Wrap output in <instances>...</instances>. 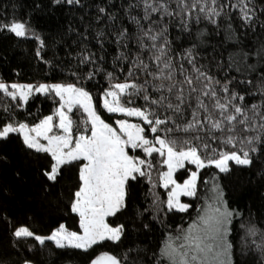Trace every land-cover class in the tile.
Instances as JSON below:
<instances>
[{
  "label": "snow or ice",
  "instance_id": "6c2138e0",
  "mask_svg": "<svg viewBox=\"0 0 264 264\" xmlns=\"http://www.w3.org/2000/svg\"><path fill=\"white\" fill-rule=\"evenodd\" d=\"M54 3L83 6L81 0ZM97 11L98 21L111 22L109 32L97 34L98 43L101 48L106 40L115 45L114 63L124 74L122 79L114 71H105L104 58L85 47L72 72L73 83L0 80V140L18 135L27 149L47 154L49 165L43 175L52 182L65 166L78 165L79 186L70 210L78 217L79 231L60 223L42 235L21 225L13 236L29 251L48 242L58 249L85 252L106 241L118 244L125 225L109 223L108 218L127 208L130 183L143 178L150 185L153 205L164 216L187 213L192 205L182 197L197 199L200 185L210 184L212 195L205 199L211 203L186 229L166 237L153 253V264H234L229 236L235 213L223 199L217 173L230 172L232 165L251 166L264 146V69L256 72L248 62L253 57L264 62V44L240 51L226 49L223 67L244 78H217L197 60L199 36L178 52L168 38L169 27L178 26L191 36L193 26L201 22L216 28L224 25L228 43L235 38L236 20L244 29L251 28L259 18L257 12L264 15V10L257 8L255 0H127V23L109 8L98 6ZM4 30L37 40L36 56L44 59L45 41L26 21H0V31ZM101 74L109 84L97 102L83 82ZM239 84L250 87L237 91ZM36 95L53 98L57 106L52 114L33 124L16 120L15 112L25 109ZM99 108L124 118L109 123ZM77 113L79 122L73 118ZM207 169L217 173L206 179L202 174ZM181 171L186 173L182 181L177 175ZM157 187L165 191L164 198L153 191ZM247 233L259 235V243L252 240L249 249L254 248L259 264H264V230L251 225ZM29 240L33 243L27 244ZM132 251L123 256L103 252L91 264H135L129 257ZM23 264L33 262L25 259Z\"/></svg>",
  "mask_w": 264,
  "mask_h": 264
},
{
  "label": "trees",
  "instance_id": "16d2710c",
  "mask_svg": "<svg viewBox=\"0 0 264 264\" xmlns=\"http://www.w3.org/2000/svg\"><path fill=\"white\" fill-rule=\"evenodd\" d=\"M81 3L83 6L77 7L58 5L54 0H0V21H26L32 31L45 41L44 59L41 60L36 56L37 40L31 36L20 38L9 31H0V80L32 84L73 83L72 72L76 71L78 54L85 47L97 57L104 58L101 64L105 71H114L122 79L124 74L114 63L115 45L106 40L101 48L98 43L97 34L109 32L111 22L98 21L97 7L109 8L127 23V0H81ZM255 5L264 10L261 0H255ZM257 16L255 25L247 29L236 20L233 25L235 38L228 43L224 41V25L216 28L206 21L194 25L191 36L178 26H170L168 38L172 41L173 50L183 52L198 35L195 54L199 64L217 78L235 76L236 79H243L240 73L223 67L222 60L226 58V49L240 51L264 44V27L260 26L264 25V15L257 12ZM248 62L255 65L256 72L264 69V62H257L255 57ZM80 74L83 75V72ZM83 84L98 102L109 81L101 74ZM247 87L250 86L239 84L236 90ZM56 106L53 98L36 95L25 109L15 112V119L33 124L52 114ZM99 111L108 121L112 122L116 117L102 108ZM80 116L77 113L73 118L79 122ZM49 159L47 154L27 149L18 135L0 140V264H23L25 259H30L33 264H91V260L103 252L123 256L129 249L133 250L129 257L135 264H153V253L158 252L166 237L180 228L186 229L206 204L211 203L205 199L212 195L209 191L211 185L201 184L197 199L182 197L184 202L192 205L187 213L171 212L164 216L153 205L150 185L141 178L130 183L127 208L108 218L109 223L125 225V235L118 244L106 241L85 252L58 249L48 242L29 251L24 242H17L13 236L18 226L27 225L42 235L48 234L60 223L66 224L70 230L79 231L78 217L70 210L72 194L79 186L78 165L65 166L57 181L52 182L43 175ZM213 173L217 170L207 169L202 175L211 179ZM153 175L155 178L156 173ZM177 175L182 181L186 173L181 171ZM217 175L223 199L235 213L229 236L233 243L234 264H259V253L254 248L250 250L249 245L252 240L259 243L260 237L248 235L247 228L255 225L264 230V146L254 155L251 166L232 165L230 172ZM153 191L161 198L165 197L162 188L157 187ZM31 243V240L27 242Z\"/></svg>",
  "mask_w": 264,
  "mask_h": 264
},
{
  "label": "rangeland",
  "instance_id": "374dc122",
  "mask_svg": "<svg viewBox=\"0 0 264 264\" xmlns=\"http://www.w3.org/2000/svg\"><path fill=\"white\" fill-rule=\"evenodd\" d=\"M4 82H5V81H4ZM7 83H24V84H27L28 82H20V81H17V82H7ZM31 84H32V83H31ZM110 115H115V116H116V117L113 118V121H112V122H114V121L117 120V119H122V118H124V117L119 116V115H117V114H110ZM129 119H132L133 122H136L134 118H129ZM107 121H108V120H107ZM108 122H109V123H112L111 121H108Z\"/></svg>",
  "mask_w": 264,
  "mask_h": 264
}]
</instances>
